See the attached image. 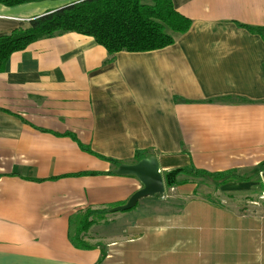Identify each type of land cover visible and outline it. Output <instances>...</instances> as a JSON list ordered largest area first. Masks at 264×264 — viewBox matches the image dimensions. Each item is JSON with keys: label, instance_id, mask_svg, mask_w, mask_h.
<instances>
[{"label": "crops", "instance_id": "obj_1", "mask_svg": "<svg viewBox=\"0 0 264 264\" xmlns=\"http://www.w3.org/2000/svg\"><path fill=\"white\" fill-rule=\"evenodd\" d=\"M78 1L0 5V36ZM172 2L192 25L165 49L109 62L92 38L67 33L9 59L0 74V264H99V248L73 245L72 220L124 205L141 185L79 144L129 165L149 152L164 173H231L224 184L208 180L207 192L196 182L174 188L178 199L207 198L191 203L206 223L180 229L199 231L188 241L202 254L195 261L264 264V209L244 202L264 197V32L248 30H264V0ZM85 172L101 175L74 176Z\"/></svg>", "mask_w": 264, "mask_h": 264}, {"label": "trees", "instance_id": "obj_2", "mask_svg": "<svg viewBox=\"0 0 264 264\" xmlns=\"http://www.w3.org/2000/svg\"><path fill=\"white\" fill-rule=\"evenodd\" d=\"M41 1L45 0H0V5L17 7ZM191 25L189 19L176 11L172 0H80L36 17L24 27L0 36V74L6 70L13 54L26 50L35 42L59 35L77 33L92 38L96 44L107 50L109 62H113L120 53H149L173 46L179 36L190 30ZM248 30L260 35L264 32L251 28ZM79 145L84 152L117 168L122 165ZM149 157H151L149 152H137L135 162ZM99 175L101 173L85 172L74 176ZM229 175L231 173H209L191 165L164 173L163 178L166 190H170L189 184L191 182L189 178L214 180L224 184L225 177ZM108 213L106 210L88 209L74 217L72 225L75 230L71 234L73 245L81 250L93 249V246L84 242L85 236L97 224L98 218ZM104 256L101 252L99 262Z\"/></svg>", "mask_w": 264, "mask_h": 264}, {"label": "rangeland", "instance_id": "obj_3", "mask_svg": "<svg viewBox=\"0 0 264 264\" xmlns=\"http://www.w3.org/2000/svg\"><path fill=\"white\" fill-rule=\"evenodd\" d=\"M161 173L164 174L163 171ZM189 179L196 182L201 190L208 191V180ZM174 188L166 190L163 196L140 200L136 208L127 212L112 213L115 207L103 209L109 213L98 218L97 224L85 236L88 245L99 248L105 255L99 264H209L208 261H195L194 257L202 255L201 252L191 254L193 242L188 241L199 231L180 229V226L192 227L196 223L202 227V223H206L207 212L200 211L191 203L195 200L207 202V198L195 199L186 195L178 199L179 194ZM245 201L248 202L246 206L258 202L259 210L264 209L262 198ZM249 211L248 214L253 213L251 209ZM204 243L206 247L207 242Z\"/></svg>", "mask_w": 264, "mask_h": 264}, {"label": "water", "instance_id": "obj_4", "mask_svg": "<svg viewBox=\"0 0 264 264\" xmlns=\"http://www.w3.org/2000/svg\"><path fill=\"white\" fill-rule=\"evenodd\" d=\"M115 174L119 176L135 177L141 183L142 188L134 193L127 203L112 209V213L130 211L138 206L140 200L155 197L157 195L163 196L166 192L160 164L158 159L154 156L143 159L136 164H122L115 171Z\"/></svg>", "mask_w": 264, "mask_h": 264}, {"label": "built area", "instance_id": "obj_5", "mask_svg": "<svg viewBox=\"0 0 264 264\" xmlns=\"http://www.w3.org/2000/svg\"><path fill=\"white\" fill-rule=\"evenodd\" d=\"M262 199H264V197H262Z\"/></svg>", "mask_w": 264, "mask_h": 264}]
</instances>
